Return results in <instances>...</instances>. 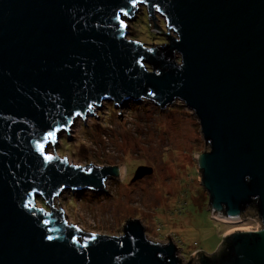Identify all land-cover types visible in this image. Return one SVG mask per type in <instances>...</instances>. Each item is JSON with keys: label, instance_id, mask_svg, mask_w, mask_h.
<instances>
[{"label": "water", "instance_id": "1", "mask_svg": "<svg viewBox=\"0 0 264 264\" xmlns=\"http://www.w3.org/2000/svg\"><path fill=\"white\" fill-rule=\"evenodd\" d=\"M138 6L164 43L127 39L122 18ZM142 100L179 101L197 119L210 214L237 223L249 213L261 227L225 235L198 264H264V0H0V264H182L139 220L91 234L53 205L68 189L107 194L123 172L69 164L57 134L98 119L103 101Z\"/></svg>", "mask_w": 264, "mask_h": 264}, {"label": "rangeland", "instance_id": "2", "mask_svg": "<svg viewBox=\"0 0 264 264\" xmlns=\"http://www.w3.org/2000/svg\"><path fill=\"white\" fill-rule=\"evenodd\" d=\"M154 16L155 24L166 31L163 18ZM122 19L127 39L148 46L165 42L161 33L151 30L145 6ZM92 112L98 119L86 115L85 125L82 118L74 120L67 131L70 140L65 131L57 134L55 154L75 166L121 165L123 172L120 179L105 181L107 194L68 189L54 199L68 223L86 233L118 236L127 220H139L148 240L170 239L175 244L182 264L190 259V264H198L202 253L212 256L229 233L260 227L257 216L249 213L237 223L211 216L195 163L204 142L197 119L181 102L162 110L148 100L119 107L103 101ZM36 203L47 208L41 199Z\"/></svg>", "mask_w": 264, "mask_h": 264}, {"label": "bare ground", "instance_id": "3", "mask_svg": "<svg viewBox=\"0 0 264 264\" xmlns=\"http://www.w3.org/2000/svg\"><path fill=\"white\" fill-rule=\"evenodd\" d=\"M54 201V200H53ZM214 215V217L213 218H217L216 216H215V214H213ZM212 216V215H211ZM242 219V218H241ZM216 220H218V221H221V222H223L224 220H221V219H216ZM226 222V221H225ZM230 223V222H229ZM261 227H258V228H256V229H260ZM241 231H245V230H247L246 228L245 229H240Z\"/></svg>", "mask_w": 264, "mask_h": 264}, {"label": "snow or ice", "instance_id": "4", "mask_svg": "<svg viewBox=\"0 0 264 264\" xmlns=\"http://www.w3.org/2000/svg\"><path fill=\"white\" fill-rule=\"evenodd\" d=\"M48 239H52V237H51V236H49V237H48Z\"/></svg>", "mask_w": 264, "mask_h": 264}, {"label": "trees", "instance_id": "5", "mask_svg": "<svg viewBox=\"0 0 264 264\" xmlns=\"http://www.w3.org/2000/svg\"><path fill=\"white\" fill-rule=\"evenodd\" d=\"M161 30H162V28H161ZM163 31V30H162ZM163 40H164V38H163ZM165 41V40H164Z\"/></svg>", "mask_w": 264, "mask_h": 264}]
</instances>
